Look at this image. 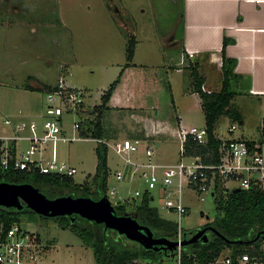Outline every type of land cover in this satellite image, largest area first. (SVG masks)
<instances>
[{"label":"rangeland","instance_id":"rangeland-1","mask_svg":"<svg viewBox=\"0 0 264 264\" xmlns=\"http://www.w3.org/2000/svg\"><path fill=\"white\" fill-rule=\"evenodd\" d=\"M180 18L178 0H0V136L8 131L4 125L7 117L32 119L43 112L47 88L56 84L61 75L65 76L68 86L88 90L86 108L91 110L102 104L101 94L109 90L119 79L120 71L130 64L131 40L135 39V56L131 62L136 70L128 72L126 86L121 91L137 112L126 111L120 113L119 118L110 114L104 124L114 139H147L154 149L156 162L179 159L181 140L178 131L206 127L199 96L193 95V78L189 79L185 74L179 75V82L173 78L171 65L176 61L171 57L177 55L179 49L171 47L165 40L176 32L180 39ZM188 63L185 61L182 65L180 58L179 65L184 70H189ZM28 76L34 77L33 80L28 82ZM232 82L231 88L236 95L231 108L240 113L241 120L222 116L216 124V136L222 140L240 137L262 143L264 155V97L258 101ZM33 83L41 88H32L28 92L17 88ZM207 85L211 92L220 91L222 86ZM28 103L30 111L26 110ZM19 110L28 112H22L27 116L14 118L13 114ZM146 116L168 122L175 132L148 138L145 131H137V128L131 131L129 126H135L137 121L143 126ZM178 117L182 119L180 127L176 122ZM78 119L73 115L64 117L70 135L73 134V121ZM232 126L236 130L231 133ZM98 144L89 139L58 145L59 159L78 169L74 176L76 183L91 184L96 172ZM140 158L144 159L142 151ZM108 165L110 175L106 196L113 203L125 205L132 213L139 202V199H133L134 193L147 190V186L139 178L117 180L115 170L121 168L123 161L112 149H109ZM112 190H116L117 195H112ZM185 192L188 213L182 217L181 227L185 233L191 234L216 219V199L211 193L198 199L189 190ZM67 195L66 190L58 191L50 198ZM152 195L151 205L158 208L161 217L179 223L178 215L163 207L160 192L154 190ZM21 225L24 230L40 237L38 264H42L40 259L54 241L60 252L45 259L43 264H96L93 250L86 248L85 251L81 239L71 230L60 228L57 221L35 216L33 220L22 219ZM126 243L132 244L129 240ZM261 249L264 252V241ZM80 250H83V256H80ZM169 262L164 257L159 264Z\"/></svg>","mask_w":264,"mask_h":264},{"label":"built area","instance_id":"built-area-1","mask_svg":"<svg viewBox=\"0 0 264 264\" xmlns=\"http://www.w3.org/2000/svg\"><path fill=\"white\" fill-rule=\"evenodd\" d=\"M188 57L193 58V54H188ZM185 61L186 56H182V65ZM64 77L61 75L56 85L47 91L43 112L32 119L16 120L7 117L4 120L8 131L0 136L2 171L39 172L73 178L78 173L75 166L59 159L57 147L61 143L94 139L90 133L87 135L86 123L95 119V116L88 112L93 111L97 105L91 110L86 108L88 90L68 86ZM202 89L211 93L205 87ZM66 115L79 118L78 121H73L72 135L64 123ZM235 130V126L229 129L231 133ZM177 136L181 140L180 158L175 163L154 161L155 152L147 139L94 140L107 146L108 150L112 149L123 161L121 168L115 170L118 181H134L139 178L145 182L147 190H137L133 199H140L145 192H149L153 201L152 191L160 192L163 207L174 211L179 217V223L176 222L178 233L175 241L181 244L185 238L181 219L188 213L186 189L198 199L203 194L213 195L217 188L231 192L255 187L264 191V155L262 143L254 141L255 145L252 146L248 143L251 140L245 138H219L222 142L219 148V162H204L201 156L187 155L185 144L192 139L199 145H206V127L178 131ZM141 151L144 159L140 158ZM117 193L116 190L111 191L112 195ZM201 199L204 200L203 197ZM121 200L124 201L122 197ZM39 247V240L34 232L24 230L19 223L8 226L0 216V264H38ZM183 248L179 245L173 257H167L170 260L168 264H186ZM188 258L191 261L189 264H202L194 255H188ZM205 264H264V260L249 254L236 256L235 260L233 256L225 253Z\"/></svg>","mask_w":264,"mask_h":264},{"label":"trees","instance_id":"trees-1","mask_svg":"<svg viewBox=\"0 0 264 264\" xmlns=\"http://www.w3.org/2000/svg\"><path fill=\"white\" fill-rule=\"evenodd\" d=\"M134 44L135 39L131 40L130 63L135 56ZM188 64V69L191 71V77L194 80V92L198 93L202 100L208 143L199 145L189 139L185 144L186 154L201 156L204 162L215 164L219 162V148L222 143L215 134L216 124L224 115L233 120H241L240 113L231 108L236 95L232 91L231 85L233 84L232 81L238 78L235 74L236 62L224 58L223 84L220 91L211 93L203 91V78L192 62ZM119 81L120 78L102 95V104L97 105V108L88 112L90 115H95L94 120L90 119L86 123L87 135L90 133L89 135L94 139L110 138L106 136L103 119L105 113L109 110L108 104ZM51 88L48 87L47 91ZM248 143L252 146L255 145L254 141ZM96 155L97 167L91 184L88 182L84 184L76 183L73 177L41 174L39 172L2 171L1 168L0 183L32 184L49 198L55 196L58 191L66 190L68 195L73 197H89L99 200L106 196L108 191L110 168L107 146L98 144ZM213 197L216 199L217 216L213 222L208 223L204 228L213 227L217 233L208 231L209 241L207 243L198 242L184 247L185 263H191L188 255L196 256L202 264H205L225 253L233 256L235 260L236 256L242 254H249L251 257L264 260V252L261 249V244L264 241V191L255 187L239 192L237 190L227 192L217 188ZM151 202V194L145 192L132 213H129L127 207L119 202H117L115 209L118 215H131L142 226L149 227L154 232L155 237L175 240L178 233L177 223L161 217L158 208L153 207ZM0 216L4 218L8 226L13 223L21 224L24 218L33 220L35 216H39L46 221L55 220L60 228L71 230L81 239L86 248L93 250L96 264H135L138 261H145L147 264H159L164 257H168L164 251L147 250L140 244L131 241L132 244H127L125 236L118 235L114 230L106 229L103 224H97L76 215L47 218L36 214L25 206L21 211L14 208L0 207ZM185 234L189 235L184 232Z\"/></svg>","mask_w":264,"mask_h":264},{"label":"crops","instance_id":"crops-1","mask_svg":"<svg viewBox=\"0 0 264 264\" xmlns=\"http://www.w3.org/2000/svg\"><path fill=\"white\" fill-rule=\"evenodd\" d=\"M178 2H180L181 9L179 29L181 37L178 39L176 32L165 40L171 47L179 49L178 54L171 57H174L176 61L171 65L174 68L173 78L179 82V75L185 74L189 75L190 79L191 71L184 70L183 66L179 65L180 58L186 56V61L194 63L203 78V87L210 90L207 84H223L224 58L232 59L236 62L235 74L238 77L235 84H238V87L240 85L247 91V94L258 101L262 100L264 97V0H178ZM188 54H193V58L188 57ZM135 70L136 66L131 62L120 71L118 76L120 81L108 104L109 110L104 115L103 123L106 122V118L107 116L109 118L110 114L111 117L119 118L120 113L137 112V108L130 106L129 100L121 91L126 86L128 72ZM28 77V82L34 78ZM189 81L191 83V80ZM192 84L194 86V80H192ZM55 85L52 84L49 87ZM17 88L28 92L29 89L41 87L33 83L32 85L22 84ZM193 95L199 96L202 107L200 95L195 93L194 89ZM28 105L26 110L30 111L31 105L29 103ZM22 112L28 114V112L19 110L13 114L15 115L14 118L27 116ZM133 117L142 118L140 115ZM144 119L143 126L140 125V121H137L135 126H129L131 131H135L137 128V131H145V136L149 137L174 131L168 122L148 116ZM181 120V117H178L176 121L179 127ZM104 129L106 136L110 137L107 139H112L106 124H104ZM177 161L178 159L172 158L163 163H175ZM58 246L55 241L48 246V250L40 259V263L43 264L45 259L58 254L60 252ZM83 249L86 251V247ZM80 252V256H83V250Z\"/></svg>","mask_w":264,"mask_h":264},{"label":"water","instance_id":"water-1","mask_svg":"<svg viewBox=\"0 0 264 264\" xmlns=\"http://www.w3.org/2000/svg\"><path fill=\"white\" fill-rule=\"evenodd\" d=\"M241 191L237 189V192ZM117 202H112L107 196L99 200L89 197H73L70 195L54 199L49 198L32 184L0 183V207L14 208L21 211L25 206L38 215L47 218L80 216L88 221L103 224L106 229L114 230L127 240L143 246L147 250L164 251L173 257L178 246L186 247L198 242L209 241L208 231H217L206 227L192 234H185L184 240L178 241L155 237L154 232L142 226L131 215H118L115 209ZM74 221V220H73Z\"/></svg>","mask_w":264,"mask_h":264}]
</instances>
